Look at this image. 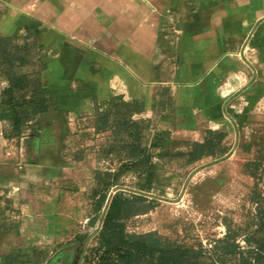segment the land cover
<instances>
[{
  "label": "crops",
  "instance_id": "0c3cea01",
  "mask_svg": "<svg viewBox=\"0 0 264 264\" xmlns=\"http://www.w3.org/2000/svg\"><path fill=\"white\" fill-rule=\"evenodd\" d=\"M0 34L35 36L49 92L20 141L0 124V184L13 164L61 176L73 136L95 133V108L117 97L143 102L136 118L170 131L178 152L208 130L226 146L264 105V0H0Z\"/></svg>",
  "mask_w": 264,
  "mask_h": 264
},
{
  "label": "rangeland",
  "instance_id": "374dc122",
  "mask_svg": "<svg viewBox=\"0 0 264 264\" xmlns=\"http://www.w3.org/2000/svg\"><path fill=\"white\" fill-rule=\"evenodd\" d=\"M254 112L257 119L244 130L234 125L232 138L216 157L189 167L182 161L162 162L160 184L151 193L137 189L139 177L133 174L107 190V176L117 171L119 160L101 153L104 140L92 132L73 136L59 177L38 166L9 165L0 184V264H96L94 256L84 258L98 246L110 202L119 193L144 195L157 206L126 221L129 234L156 232L175 246L205 250L224 238L227 226L242 235L252 229L256 202L264 198V175L257 182L244 169L255 155V148L249 154L248 147L264 124V105Z\"/></svg>",
  "mask_w": 264,
  "mask_h": 264
},
{
  "label": "trees",
  "instance_id": "16d2710c",
  "mask_svg": "<svg viewBox=\"0 0 264 264\" xmlns=\"http://www.w3.org/2000/svg\"><path fill=\"white\" fill-rule=\"evenodd\" d=\"M23 40L19 44L14 38L0 34V76L8 82L0 94V124L5 140L20 141L29 126L46 112L44 100L49 92L43 75L47 70L43 49L32 34ZM143 111V102H127L121 97L115 98L106 111L95 108L94 134L104 140L98 149L105 157L116 156L119 160L117 171L107 176V181H111L106 184L107 190L125 175L133 174L139 177L137 189L151 193L160 184L162 162L182 161L189 167L216 157L225 147L227 133L208 130L203 142H194L189 151L178 152L170 131L158 128L151 120L136 118ZM256 136L254 158L244 164V169L258 182L264 175V124ZM80 156L77 154L78 161H82ZM256 203L252 229L240 235L239 229L227 226L224 238L205 250L175 246L156 232L129 234L125 222L148 214L157 206L144 195L125 198L116 194L99 232L98 246L89 250L84 261L94 256L96 264H264V198ZM239 237L243 245L238 242ZM27 254L28 251L21 253L24 258ZM22 264L30 262L24 260Z\"/></svg>",
  "mask_w": 264,
  "mask_h": 264
}]
</instances>
